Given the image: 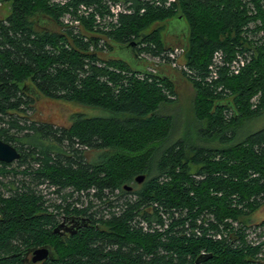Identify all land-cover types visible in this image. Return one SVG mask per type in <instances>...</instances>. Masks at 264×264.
I'll return each mask as SVG.
<instances>
[{"label":"trees","instance_id":"obj_1","mask_svg":"<svg viewBox=\"0 0 264 264\" xmlns=\"http://www.w3.org/2000/svg\"><path fill=\"white\" fill-rule=\"evenodd\" d=\"M6 1L0 140L20 156L15 166L0 163V180L10 178L0 181V264H18L47 242L65 252L50 264H259L237 221L248 227L264 206V128L239 140L233 129L264 110V0ZM116 5L122 10L114 15ZM177 18L188 27L178 64L186 70H173L193 88L196 132L207 145L171 141L172 118L157 114L176 96L168 71L175 48L166 47L162 30ZM123 47L143 64L142 56L157 58L159 69L131 68L113 55ZM216 51L224 66L208 83ZM237 54L247 63L234 75L225 64ZM38 97L107 115L75 113L67 126L32 120ZM138 175L145 180L127 199L122 188ZM43 185L65 191L68 212L82 193L89 204L94 196L111 204L118 193L119 209L92 216L103 230L53 242V219L37 214L45 212Z\"/></svg>","mask_w":264,"mask_h":264},{"label":"rangeland","instance_id":"obj_2","mask_svg":"<svg viewBox=\"0 0 264 264\" xmlns=\"http://www.w3.org/2000/svg\"><path fill=\"white\" fill-rule=\"evenodd\" d=\"M247 10V15H251L253 9L249 5H245ZM10 12V2L6 0H0V20L6 18ZM253 15V14H252ZM255 23H249L250 29H255ZM160 25L152 26L149 30L153 29ZM257 28V27H256ZM244 28H242L243 32ZM149 32V31H147ZM188 27L186 22L183 19H173L164 24V29L162 30L163 41L166 47H172L178 50V52L174 53V57L177 61V64H183V55L184 51L183 46L185 43V37L187 36ZM243 35V34H242ZM250 47L253 48V40H248L247 43ZM245 47V46H243ZM125 49H117L113 54L117 58L124 60L129 64L131 68L141 70L142 64L145 66V69L157 71L159 67L157 66L159 60L157 58H153L150 56H142V60H144V64L141 60H137L134 58L132 51L128 49V47H123ZM174 51V49H173ZM182 51V52H181ZM178 65L177 68L178 69ZM179 70V69H178ZM178 70H173V67L169 68L168 71L171 72L172 81L175 85L176 96L175 100L169 104H166L161 107V109L157 112V114L170 116L173 120V130L171 134V141L176 140L178 138L185 139L190 142V144H204L207 145L205 141H202L197 135V124L194 121L193 115V88L190 83L181 77ZM259 96H254L250 103H254L253 99H257ZM34 110L30 111L29 115L32 120H37L40 122L52 123L58 126H67L69 125V120L71 115L75 113L83 114L85 116L93 117V116H106L107 113L99 108L94 107H85L80 106L71 102H60L55 100L46 99L43 97H38L34 104ZM264 128V110L263 112L254 118L249 120L242 121L236 125L233 129L235 132V140H239L242 137L254 133L260 129ZM212 142V141H211ZM209 144V143H208ZM212 145H217L218 143H211ZM15 162L12 166H15ZM198 169L197 166L191 167V173H194ZM10 178L1 179L4 183L7 182ZM1 189V188H0ZM42 191L43 197L47 200L51 198L48 194L50 193L45 189V186L39 187ZM43 189V190H42ZM264 220V206L255 211L253 214L249 216L250 224H246L248 227H244L245 225L241 222L237 223L241 226V237L242 241L246 244L251 242L255 250V259L259 264H264V248L263 245L257 244L255 241V234L258 233V230L261 228V222ZM230 223V221H228ZM233 227H236L232 225ZM234 240V237L231 236ZM250 240V241H249Z\"/></svg>","mask_w":264,"mask_h":264},{"label":"flooded vegetation","instance_id":"obj_3","mask_svg":"<svg viewBox=\"0 0 264 264\" xmlns=\"http://www.w3.org/2000/svg\"><path fill=\"white\" fill-rule=\"evenodd\" d=\"M144 180L141 183H137L134 179L133 182L123 186L122 193L125 194L124 196H127V199H131V194L139 190L138 188L142 185ZM47 191L50 192L48 195L51 196V198L47 199V201L43 204L45 212L41 210L37 212V214H44L48 218L53 219L52 224L49 226L50 232L53 236V242L57 241L64 243L83 231H101L103 230V226L100 225L99 221L94 223L92 216L93 218L96 217L99 220L104 213L119 209L116 204V200H119V198H117L118 193H114L113 196L110 197L113 201L111 204L104 203L103 201L105 199H103V201L99 200L97 196L92 198L93 202L91 204H89L88 201L82 203L85 199V195L82 193V196L78 200L73 201V203L70 204L71 211L68 212L66 209L69 204L68 200H66L64 196L65 191L57 186L50 188ZM75 208H77L76 211H79L78 213H74ZM86 208H88L87 215L81 212ZM106 217L107 216H104V219ZM36 249H46V257L40 261L33 262L32 251ZM34 250L23 255L18 264H50L57 262L61 256L65 255V252L58 251L52 242H47L44 246L37 247Z\"/></svg>","mask_w":264,"mask_h":264},{"label":"built area","instance_id":"obj_4","mask_svg":"<svg viewBox=\"0 0 264 264\" xmlns=\"http://www.w3.org/2000/svg\"><path fill=\"white\" fill-rule=\"evenodd\" d=\"M54 2L60 3L61 5L65 4L68 0H53ZM175 2V0H167V3H173ZM86 9L84 7H80V11L84 12V14L86 15L87 12L85 11ZM122 9L120 8L119 5H116L114 7L111 8V12L116 15L118 12H120ZM68 16L65 17L64 19V23L68 22ZM96 19L98 20V17H96ZM71 24V23H69ZM74 25H78V22H74ZM183 51V50H182ZM181 51V52H182ZM174 53L178 52L177 49H174L173 51ZM170 53V58L172 60H175L174 57V53ZM246 56V55H245ZM244 55H240L237 54L236 58L233 59L229 64H225V66L229 69V73L234 74V75H238V73L240 72V70L246 65L247 60L245 59ZM177 63H173L172 67H177ZM179 66V65H178ZM224 66V62H223V55L221 52L216 51L213 53L212 58H211V63L208 66V70H209V76L206 78V81L208 83H210L211 81H215L218 79V74L217 71L220 67ZM179 69H183L186 70L185 67L183 66H179ZM220 89V88H219ZM218 89V90H219ZM253 104H256L255 99H253ZM255 106V105H254ZM234 226H236L235 223H233ZM217 238L220 239V236L218 235ZM250 241V240H249ZM255 241L257 242V244H261L263 245L262 247L264 248V227L261 226V228L258 230V233L255 234ZM249 244L252 246L253 244L251 242H249Z\"/></svg>","mask_w":264,"mask_h":264},{"label":"water","instance_id":"obj_5","mask_svg":"<svg viewBox=\"0 0 264 264\" xmlns=\"http://www.w3.org/2000/svg\"><path fill=\"white\" fill-rule=\"evenodd\" d=\"M20 153L12 145L0 140V163L12 164L18 160ZM144 175H138L135 180L137 183H141L144 180ZM46 257V249H36L32 251V261H40ZM206 258V257H204ZM202 261V257L196 260V263Z\"/></svg>","mask_w":264,"mask_h":264}]
</instances>
